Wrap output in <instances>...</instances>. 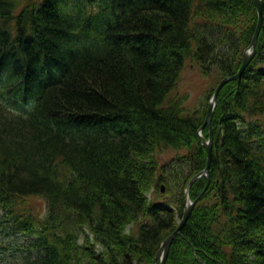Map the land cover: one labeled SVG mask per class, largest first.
<instances>
[{"label":"trees","instance_id":"16d2710c","mask_svg":"<svg viewBox=\"0 0 264 264\" xmlns=\"http://www.w3.org/2000/svg\"><path fill=\"white\" fill-rule=\"evenodd\" d=\"M257 22L255 0H0V235L26 241L2 264H153L216 87L203 109L170 94L187 62L236 74ZM211 131L165 264H264V25Z\"/></svg>","mask_w":264,"mask_h":264},{"label":"rangeland","instance_id":"374dc122","mask_svg":"<svg viewBox=\"0 0 264 264\" xmlns=\"http://www.w3.org/2000/svg\"><path fill=\"white\" fill-rule=\"evenodd\" d=\"M22 2H26V0H22ZM247 48L244 50V52L247 50ZM217 83L218 81L215 75H204L203 73L200 72L196 63L187 62L181 74L178 84L170 94V98L171 100L183 99V101H185L184 106L186 107L185 108L186 110L187 109L194 110L196 108L203 109L205 107V102L207 101V96L210 90L212 88L217 87L218 86ZM174 155H175L174 151H167L164 152L161 155V157L163 159H169ZM152 194L154 198H159L160 196L156 192ZM188 198L190 199L189 195L186 194V190H185V206L187 204ZM30 201H31L30 204L33 205V208L36 211H38V213H41V215L45 214L46 203L44 200L40 198H34L31 199ZM135 228H137V226ZM130 230L131 227H129L127 231ZM4 243L5 246L8 247V249L2 250L0 247V264L5 263L11 257H19L21 255V252L24 250V245L26 241H25V237L16 236V237H6L2 239L0 235V246Z\"/></svg>","mask_w":264,"mask_h":264},{"label":"water","instance_id":"95a60500","mask_svg":"<svg viewBox=\"0 0 264 264\" xmlns=\"http://www.w3.org/2000/svg\"><path fill=\"white\" fill-rule=\"evenodd\" d=\"M255 6H256V12H257V18H258V22H257V26L256 29L254 31L250 46L247 48V50L244 52L243 55V59H242V63L240 66V69L238 70V72L230 77H224L220 83L218 84V86L216 87L213 96L211 97L209 104L207 106L206 109V114H205V119H204V123L202 128H204L205 126L208 127L209 129V138L205 139L204 137L200 136L201 139V144L203 146V148L206 151V167L205 169L198 175H196L195 177H193V179L190 181V183L188 184L187 188H186V194L189 195V189L192 185V183L194 181H196L199 178L202 177H206L207 179V183H206V187L204 188L203 192L199 195V197L195 200H191V199H187V204L184 208L183 211V216L182 219L180 221V224L178 226V228L168 237L166 238L161 246L160 249L158 250L153 264H165L166 263V259H167V255H168V251L169 248L171 246L172 241L174 240V238L178 235L181 234L182 228L183 226L186 224V222L188 221V219L190 218V215L196 205V203L200 200V198L202 197V195L204 194V192L206 191L208 185H209V168L211 165V161H212V149H213V145H212V131H211V118H212V113L213 110L215 108L216 105V99L217 96L219 94V92L221 91V89L228 83L231 81H236L241 79L243 73L245 72V70L247 69V67L249 66V64L251 63L254 54H255V50H256V42L258 39V36L261 32V29L264 25V9H263V1L262 0H255ZM164 191V189L162 188V192Z\"/></svg>","mask_w":264,"mask_h":264}]
</instances>
